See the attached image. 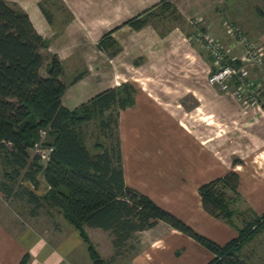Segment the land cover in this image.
Here are the masks:
<instances>
[{"label": "crops", "instance_id": "crops-1", "mask_svg": "<svg viewBox=\"0 0 264 264\" xmlns=\"http://www.w3.org/2000/svg\"><path fill=\"white\" fill-rule=\"evenodd\" d=\"M9 1L22 8L48 40L40 72L46 73L52 53L60 59L64 106L75 107L123 82L135 87L133 103L120 108L118 115L126 185L218 243L237 230L204 209L201 183L234 170L245 204L255 213L264 211V95L260 105H245L231 92L217 89L207 80L208 52L194 37L200 26L217 36L230 55H240L241 43L226 31L224 20L261 43L264 0H169L175 9L164 14L158 11L161 0ZM147 8L157 11L143 25L126 23ZM108 31L118 43L113 52L99 44ZM262 58L264 64V50ZM29 209L31 217L53 216L48 206L35 213ZM62 220L45 219L39 228L35 220L20 224L0 217V264H19L25 253L24 264H91L77 230ZM84 227L97 249L99 239L94 240L92 230L111 239L108 230ZM58 232L62 234L57 240L47 234ZM132 242L130 254L121 251L108 264H206L214 256L161 219L137 230Z\"/></svg>", "mask_w": 264, "mask_h": 264}, {"label": "trees", "instance_id": "trees-1", "mask_svg": "<svg viewBox=\"0 0 264 264\" xmlns=\"http://www.w3.org/2000/svg\"><path fill=\"white\" fill-rule=\"evenodd\" d=\"M150 9L126 23L140 27L156 14V9ZM174 9L169 0L159 3L160 13ZM99 44L111 52L118 48L110 31L101 36ZM47 45L48 40L35 30L22 8L0 0V191L4 196L26 202L31 213L49 205L55 207L85 242L91 264H108L109 259L96 249L85 225L108 230L114 253H118L132 248L134 233L158 219L210 249L214 256L206 264H248L239 250L248 238L264 229V211L258 214L244 205L251 216L241 218V224L236 222L244 202L237 189L238 173L229 170L198 187L204 209L237 230L234 237L218 243L125 184L118 115L120 108L133 103L135 87L123 82L98 91L75 107H66L61 103L65 85L60 79L58 56L52 53L46 73L40 72ZM91 120H97L102 131L114 134V143L106 146L96 141L98 149L91 151L83 130ZM35 144L51 148L46 160L34 150ZM40 175L47 189L37 193ZM27 255L19 264L25 263Z\"/></svg>", "mask_w": 264, "mask_h": 264}, {"label": "built area", "instance_id": "built-area-1", "mask_svg": "<svg viewBox=\"0 0 264 264\" xmlns=\"http://www.w3.org/2000/svg\"><path fill=\"white\" fill-rule=\"evenodd\" d=\"M193 23L198 20L193 18ZM226 31L241 43L242 53L230 55L220 39L200 26L194 37L206 48L210 57L207 80L217 89L231 94L245 105H260L264 86L262 45L250 40L234 22L224 20ZM255 71L259 72L258 76ZM50 147L35 144L34 150L43 160L48 158Z\"/></svg>", "mask_w": 264, "mask_h": 264}, {"label": "rangeland", "instance_id": "rangeland-1", "mask_svg": "<svg viewBox=\"0 0 264 264\" xmlns=\"http://www.w3.org/2000/svg\"><path fill=\"white\" fill-rule=\"evenodd\" d=\"M191 37H193L192 34H191ZM253 39L255 38H252V40ZM255 42H257L260 45L263 44L262 49L264 50L263 48L264 37L261 43L258 42V40ZM263 67H264V64H263ZM83 128H84L83 130L85 133L84 134L85 142L91 151H95L98 149L94 145L96 141H99L101 144L106 145V146H110V143H114V140H113L114 134L109 133V130L102 131L98 126L97 120L88 121L83 126ZM0 176H1V171H0ZM39 177H40L39 179L40 183H39L38 188L36 189V192L42 193L46 191L47 184L41 175ZM244 205H246L245 202H243V204L240 205L241 211L239 215L235 217L236 222L239 224H241V220H242L241 218L243 217L247 218L251 216L250 212L244 209L245 207ZM48 207L50 208V210H52V214H53L52 217L46 216L45 214H44V217L42 216L31 217L28 215V209L30 208V206L26 204V202H23L22 200H19L16 198L6 197L4 196L2 191H0V217L7 222L18 223L20 221L19 222L20 224H24L29 219V220H35L37 227L43 228L44 227L43 223L45 219L50 218L55 221H59L63 219L62 221H64L65 218L62 216V213H60L55 207H52L50 205ZM70 226L73 227L72 224H70ZM47 234H49V237H51L52 239L57 240L61 236L62 233L59 234L58 232V233H51V234L47 233ZM91 234L93 235L94 240H96L95 238L99 239V241H96V245L98 246V249H100L102 255L105 256L107 259H109V261L113 260L116 256H119L117 254H119L121 251L123 253V251L126 250L127 252L126 255H127V254H130L133 250V248L121 249L120 252L114 253V248L112 246L111 239H109L108 234L106 232L99 231V230H92ZM80 247L83 250V252H85L88 260H90L88 253L86 251V244L83 241ZM239 256L241 258H244L247 261V263H250V264H264V229L260 231L259 233L253 235L252 237L248 238L242 244L239 250ZM111 264L113 263L111 262Z\"/></svg>", "mask_w": 264, "mask_h": 264}]
</instances>
